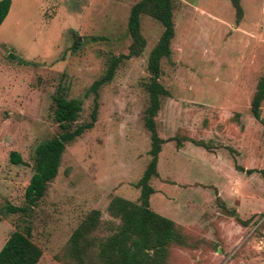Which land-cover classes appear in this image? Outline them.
<instances>
[{"label": "rangeland", "instance_id": "1", "mask_svg": "<svg viewBox=\"0 0 264 264\" xmlns=\"http://www.w3.org/2000/svg\"><path fill=\"white\" fill-rule=\"evenodd\" d=\"M10 1L0 26V249L29 229L38 264H65L68 240L91 211L106 237L119 223L107 212L111 199L138 201L150 161L147 59L163 28L142 15L145 47L125 57L129 12L140 0ZM172 3V53L159 79L168 96L154 118L164 143L149 203L182 228L189 247H171L165 264H264V101L261 121L250 111L264 79V0H240L239 22L229 0ZM119 56L113 78L94 90ZM56 95L81 103L71 130L91 126L66 144L43 198L7 212L26 207L34 150L61 132Z\"/></svg>", "mask_w": 264, "mask_h": 264}, {"label": "trees", "instance_id": "2", "mask_svg": "<svg viewBox=\"0 0 264 264\" xmlns=\"http://www.w3.org/2000/svg\"><path fill=\"white\" fill-rule=\"evenodd\" d=\"M235 10L236 22L242 17L240 0H229ZM10 0H0V26L10 10ZM147 15L163 28V32L150 51L147 59L149 79L145 85L149 105L145 110L144 125L150 134V161L137 183L139 196L137 202L121 197H114L108 204L107 212L118 219L114 231L106 236L97 235L100 225V212L91 211L71 234L64 251L65 264H165L171 247H189L188 237L182 228L172 220L163 217L150 208L149 199L155 193L149 184L158 176L157 161L164 141L156 132L154 118L160 109V100L168 92L159 83L162 74L161 60L171 56V40L174 37L172 0H140L133 5L128 17V32L131 38L128 54L125 57L139 56L145 47V40L140 32V17ZM124 56L112 59L103 77L93 83L95 90L109 82ZM264 101V79L257 85L250 102L252 116L261 121V104ZM55 105L54 121L58 124L60 134L40 143L34 150V172L24 190L26 207L7 206V212H25L43 198L47 184L58 173L60 158L66 144L79 137L91 124L71 130L81 112L78 100H67L61 95L53 97ZM94 118V113L92 114ZM264 123L263 121H261ZM13 164L21 163L20 156L10 153ZM1 221V219H0ZM42 252L25 233L14 231L0 249V264H38Z\"/></svg>", "mask_w": 264, "mask_h": 264}]
</instances>
